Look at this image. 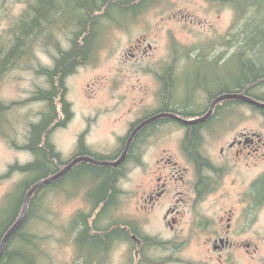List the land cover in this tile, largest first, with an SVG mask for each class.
<instances>
[{
    "label": "flooded vegetation",
    "instance_id": "af4514ba",
    "mask_svg": "<svg viewBox=\"0 0 264 264\" xmlns=\"http://www.w3.org/2000/svg\"><path fill=\"white\" fill-rule=\"evenodd\" d=\"M84 36L83 30L76 37L81 47ZM95 38L87 51H82L83 56L70 58L69 69L58 72V79L65 81L91 64L100 37ZM64 40L63 50L74 48V38L67 35ZM144 41L145 38L138 37L122 52L124 63H136L131 74L137 75L138 82L128 84L119 94L123 84L115 78L111 90L119 98L110 109L103 110L116 112L114 123L123 122L122 133L112 130V136L119 143L114 149L105 146L114 151L101 152L87 147L84 137L95 127L98 114L87 116L83 112L77 118L72 102L66 99L68 88L64 83L52 95L54 111L47 114L46 128L41 131L40 143L35 145L37 154L44 146L50 150L46 160L49 177L83 156L113 163L124 153L123 160L115 166L79 161L41 188L34 198L49 189L80 187L77 192L84 200L85 209L77 214L88 224L80 240L88 255L77 259L73 240L74 255L70 264H101V256L109 264L118 246L123 248V264H149L151 259L147 255L151 249L179 251L190 245L201 246L210 259L235 264L240 255L256 250L254 240L245 235L258 234L264 201V170L261 169L264 136L260 130L244 126L245 105L257 108L262 118L264 109L236 96H224L243 95L259 101L253 92L257 86H248L244 80L233 83L232 79L243 73L239 62L234 76L225 75L224 64L237 52L225 59L226 52L215 55L210 52L209 56L196 51L180 68L174 61L167 63L165 57L142 65L140 61L153 51L151 44L145 45ZM221 42L228 47L226 41ZM54 52L52 67L58 56ZM46 84V89L53 88V84ZM38 91L34 99L43 103V112H46L47 102L40 99ZM41 113L39 122L43 118ZM75 118L79 123L76 141L68 157L62 160L54 151L50 134L57 128L68 129ZM29 146L27 141L25 147L33 152ZM101 167L112 174L111 189L105 194L101 193L102 177L97 176L96 184L81 182L83 176L94 174ZM120 199L129 207V217L124 220L114 214ZM17 210L18 215L21 205ZM2 225L0 242L7 231L6 224ZM172 261L182 260L170 256L164 262Z\"/></svg>",
    "mask_w": 264,
    "mask_h": 264
},
{
    "label": "rangeland",
    "instance_id": "374dc122",
    "mask_svg": "<svg viewBox=\"0 0 264 264\" xmlns=\"http://www.w3.org/2000/svg\"><path fill=\"white\" fill-rule=\"evenodd\" d=\"M24 1L0 0V35L4 36L8 26L20 15L24 8ZM247 6L250 7V5ZM240 11L241 9L235 5L221 0L218 2L213 0H152L151 4L135 11L132 18L107 25L98 40V51L92 58L91 64L64 81L68 88L66 99L72 102L73 108L76 110L75 113L78 115L77 118L83 112L87 116L94 115L95 112L98 114V122L95 127L84 137L87 147L101 152H112L114 150H108L105 146H111L114 149L120 141L112 136L114 135L112 130L119 134L122 133L123 122L114 123L116 112H103V110L110 109L115 99L119 98L114 96L118 93L111 90V84L115 78L119 79L117 82L123 84L120 86L119 94L128 84L138 82L137 75L131 74L134 73L131 70L135 68L136 63H124L122 57V52L131 42L136 41L138 37H143L145 38L144 44H151L153 47L150 56L140 61L142 65H146L147 61L153 63L160 57H165L167 63L169 60L174 61L175 66L180 68L196 51L207 53L209 56L210 52H214V55L226 52L225 59H227L244 44L245 15L243 12L239 14ZM261 23V20H253L254 26L259 27ZM58 38L60 46L63 47L65 44L64 34L62 33ZM221 41H226L228 47H224ZM55 53L53 49L45 50L40 47L36 50L37 60L34 61V67L10 68L0 76V101L11 106L6 112L4 121L0 120L1 216L5 214L9 201V212L7 211V213H10L12 207H15L18 201V198H15L18 197L16 193H19L14 192L15 188H18L24 180H32L39 176V170L29 173L23 169L37 156L36 150L34 155L24 146L28 141L30 125L39 122L40 113L43 114L44 105L42 102H37L34 95L40 88L47 87L46 79L42 76L41 71L52 67V57L55 56ZM174 57L177 59L174 60ZM238 62L237 57L233 56L224 64L226 76L229 73L231 77L234 76V73L238 71ZM127 68L130 69L129 72L125 70ZM225 82L230 84L226 79ZM87 84L90 86L87 87ZM253 92L258 96H264V82L258 85ZM259 101L264 102L261 99ZM256 110L258 109L256 108ZM256 110L245 105L243 124L247 129L260 130L264 136V118ZM74 120L68 129L57 128L50 134V142L54 146V151L59 153L62 160L68 157L71 147L76 141L79 123L76 118ZM261 169L264 170V160L261 163ZM97 179L95 174L89 173L81 178V182L96 184ZM96 187L99 189L98 184ZM77 189L79 190L80 187L73 185L66 187V190L65 188L49 189L40 192L37 196L36 201H42L39 208L40 213L35 208V214L39 213L41 218L40 220L37 217L33 218L31 228L46 236L42 243L44 263L40 260L43 264H70L73 260V237L69 226L74 217L78 215L77 213L85 209L84 200L78 194ZM68 193L73 194L68 196ZM9 195H11L10 200L5 201ZM117 206L118 209L114 213L117 216L115 217H118L119 220L128 218L127 202L120 199ZM113 218L114 216L109 220ZM259 219L258 234L245 235L247 239L254 240L256 250H250V252L240 255L234 260L235 264H264V201ZM122 252L123 248L118 246L112 252L109 264H123ZM170 256L182 261L164 262ZM147 257L149 260L151 259L149 264H225L208 258L205 249L197 245H190V247L182 248L179 251L154 248L149 250Z\"/></svg>",
    "mask_w": 264,
    "mask_h": 264
},
{
    "label": "trees",
    "instance_id": "16d2710c",
    "mask_svg": "<svg viewBox=\"0 0 264 264\" xmlns=\"http://www.w3.org/2000/svg\"><path fill=\"white\" fill-rule=\"evenodd\" d=\"M152 0H25L24 8L21 11L17 19L8 26L4 36L0 35V76L8 69L14 67L32 68L34 67V61L36 62V50L38 48H45V50L53 49L58 52L56 63L54 67L41 71L42 76L45 77L46 83L53 84L51 89H39L38 95L40 99H44L47 102V110L43 112L42 121L39 123H32L30 125L28 143L29 147L35 152V145L40 143L41 131L47 121V114H52L54 111V104L52 100L53 93H56L58 89L63 87L64 80L58 79L57 74L60 71H64L68 68L70 58L72 60L79 55L83 56L82 51H87V47L93 39L101 37L103 29L108 25L117 24L121 20L132 18L135 11L146 7L151 4ZM218 2V0H213ZM228 2L231 5H235L240 8L245 15L244 18V44L240 47L237 53L234 55L237 57L241 71H243L241 77L232 79L235 85L243 80L248 86H258L264 82V0H221ZM243 2V3H242ZM247 5H250L247 6ZM116 12V13H115ZM116 15V16H115ZM241 17V15H239ZM261 20L262 23L259 27L253 25V20ZM85 31L83 39L84 45L81 47L76 42V37ZM64 36H71L74 38V48L66 51L60 46L61 34ZM3 38V39H1ZM246 38V39H245ZM241 45V44H240ZM250 53V54H249ZM252 53V54H251ZM56 85V86H55ZM259 99L264 100V96H258ZM10 105H6L0 101V120L5 119L6 112L10 108ZM50 108V110H48ZM25 147V146H24ZM28 147V146H27ZM39 147H37L38 149ZM49 148L41 147L37 154L35 162H32L23 168L26 172L39 170L37 177L24 180L14 192L18 197L15 207H12L10 213H7L9 203H7V209L5 214L1 216L0 223L6 224L4 228L10 223L16 221L17 209L19 205L22 208V202L25 196V190L30 184L41 180L48 176L49 168L46 167V160L48 157ZM96 176L102 177L101 193L105 194L110 185H112V174L107 168H96L94 172ZM109 174V175H108ZM48 184L44 185L47 186ZM104 185V186H103ZM37 189L30 198L27 214L24 222L15 231L7 241L5 248L0 257V264H43V240L46 236L41 235L38 231H33L31 225H33V218L37 217L40 220V205L42 200L35 198V193L43 188ZM14 195V193H13ZM9 195L5 201L10 200ZM11 207V206H10ZM39 212L38 215L35 214ZM9 212V211H8ZM21 212V211H20ZM36 212V213H37ZM13 222V223H14ZM12 223V224H13ZM0 228L4 225L1 226ZM84 226V227H83ZM88 224L80 219L77 215L69 226V231L73 237L72 241L76 245L77 259L86 257L88 255L85 252L80 236L84 232L83 229H87ZM32 229V230H31ZM2 240V239H1ZM95 248V247H94ZM95 250H97L95 248ZM86 255V256H85ZM89 258V257H88ZM101 264H105V260L101 256ZM43 263H41V261Z\"/></svg>",
    "mask_w": 264,
    "mask_h": 264
},
{
    "label": "water",
    "instance_id": "95a60500",
    "mask_svg": "<svg viewBox=\"0 0 264 264\" xmlns=\"http://www.w3.org/2000/svg\"><path fill=\"white\" fill-rule=\"evenodd\" d=\"M239 97L243 100H245L246 102L255 105L258 108L264 109V102H260V101H256L254 99H251L247 96H243V95H226L224 97ZM124 153L122 154V156L113 163L110 162H104V161H97L91 157H87V156H83L80 158L75 159L72 163H70L68 166H66L65 168H63L62 170H60L59 172H57L56 174L48 177V178H43L37 182H34L28 189V191H26L23 202H22V208H21V212L18 216V218L16 219V221L12 224V226L6 231V233L4 234L1 242H0V257L2 255V252L5 248V245L7 243V241L9 240L10 236L19 229V227L22 225V223L25 220L26 214H27V208H28V204L30 201L31 196L33 195V193L39 189L40 187L51 183L52 181L56 180L57 178H59L60 176H62L73 164L79 162V161H89L92 163H96L99 165H106V164H111V165H117L118 163H120V161L123 160L124 158Z\"/></svg>",
    "mask_w": 264,
    "mask_h": 264
},
{
    "label": "bare ground",
    "instance_id": "6f19581e",
    "mask_svg": "<svg viewBox=\"0 0 264 264\" xmlns=\"http://www.w3.org/2000/svg\"><path fill=\"white\" fill-rule=\"evenodd\" d=\"M116 13V12H115ZM116 16V15H115ZM40 191V190H39Z\"/></svg>",
    "mask_w": 264,
    "mask_h": 264
}]
</instances>
